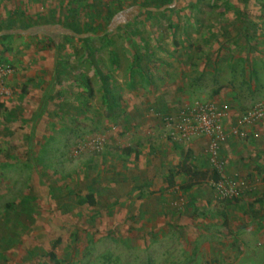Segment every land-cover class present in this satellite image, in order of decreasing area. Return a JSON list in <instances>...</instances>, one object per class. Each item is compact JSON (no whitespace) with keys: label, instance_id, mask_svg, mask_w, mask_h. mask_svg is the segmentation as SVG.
Segmentation results:
<instances>
[{"label":"rangeland","instance_id":"rangeland-1","mask_svg":"<svg viewBox=\"0 0 264 264\" xmlns=\"http://www.w3.org/2000/svg\"><path fill=\"white\" fill-rule=\"evenodd\" d=\"M143 1L0 0V26L12 23L0 31V64L11 69L0 77V149L1 124L26 131L17 111L30 113L42 91L37 128L47 135L27 157L18 150L28 138L13 142L17 162L0 169L2 264H264V151L234 172L218 153L224 176L260 181L224 198L196 180L213 168L206 137L177 143L159 119L142 117L159 103L227 101V132L264 95V0H173L153 12ZM88 3L110 11L89 31L50 21ZM20 12L37 22L26 29ZM96 136L100 148H87Z\"/></svg>","mask_w":264,"mask_h":264},{"label":"built area","instance_id":"built-area-1","mask_svg":"<svg viewBox=\"0 0 264 264\" xmlns=\"http://www.w3.org/2000/svg\"><path fill=\"white\" fill-rule=\"evenodd\" d=\"M10 72L9 66L0 64V77H6ZM7 94L8 91L0 86V97ZM231 114L230 106L226 103L216 104L211 101L193 100L188 102L179 114L165 119L167 138L171 141L185 143L197 136L207 138L208 162L220 174V178L216 181L209 180V185L216 194L224 198L239 197L248 187H252L251 184L260 182L257 176L252 177V181L248 178L224 176L220 172L222 161L219 160L218 153L220 144L224 143L228 136L239 138L245 136L248 128L264 117V95L240 111L225 132V121ZM101 144V137L98 136L90 138L85 143L87 148L96 149L100 148Z\"/></svg>","mask_w":264,"mask_h":264},{"label":"crops","instance_id":"crops-1","mask_svg":"<svg viewBox=\"0 0 264 264\" xmlns=\"http://www.w3.org/2000/svg\"><path fill=\"white\" fill-rule=\"evenodd\" d=\"M44 94H45L44 91H42L39 103L44 97ZM39 103L34 108L32 107L29 108L31 112L30 113L28 112L26 115L24 113L21 114L20 112L22 111H17V113L20 114V117L18 118L19 123L22 121V119H24L25 121L29 120L30 124L26 131L20 132L16 130L15 132H10L7 128L3 127V124H1V131L4 133L2 134V136L6 135V137L8 138V142H7L8 144L5 145L3 149H0V169H4V168L6 169L7 167L10 166V164L14 163V161L17 162V157H16L17 154L14 157H12L13 155L11 154V153H15V149H18V145L12 144L13 142L21 143L22 140L28 138L29 141L25 142L26 147L24 148L21 147L19 148L20 150H18L24 153V157H27L28 152L32 151L35 148L36 144H40L41 141L47 136V135L45 136L40 135V133L38 132L39 129L37 128L39 124L37 122V117L38 115H40L39 114L40 108L38 106ZM220 103H226L227 105H229L227 101H219L218 104ZM2 106H5V103H3ZM149 117H152V116H146L144 118L147 119ZM250 128H252L253 131L248 130V133L245 136H241V138L235 137V136H228L227 140L221 144L219 155L222 154V156H226L227 163L229 164L231 168L230 170L233 172L236 170H239V171L245 170L249 166L258 164L259 159L257 160V157L259 154L261 155L263 154V151H264V117L260 121H258V123H256L255 125H252V127ZM10 140L12 142H10ZM205 161L206 163H209L207 159V155H206ZM260 162H261L260 164L264 166V160L262 159L260 160ZM211 170L212 169H209V171L208 170L199 171L198 173H196L199 177L196 180H199L201 182H203L204 180V181H207L208 184H210L209 183L210 178H208V176H210ZM0 175H5V177H8V173L2 174L1 171H0ZM249 175L253 178L257 176L256 174L252 175V173L251 174L249 173ZM250 176H248V174L246 173L245 176H239V177L248 178L251 180ZM2 177L3 176H0V196L3 195V192L5 190V186H4L5 180H2L1 179ZM195 187H198V186H195ZM212 190L209 191V194L216 196L215 192ZM20 200H23V199H20ZM0 263L2 264V261H0Z\"/></svg>","mask_w":264,"mask_h":264},{"label":"trees","instance_id":"trees-1","mask_svg":"<svg viewBox=\"0 0 264 264\" xmlns=\"http://www.w3.org/2000/svg\"><path fill=\"white\" fill-rule=\"evenodd\" d=\"M172 1L173 0H144L142 2V5L144 4L147 7L145 9V10H147V12H153L156 6L159 7L158 5H161V7H166L167 4L170 5L172 3ZM94 4L88 3L87 4L88 5L87 11H82L81 9H79L73 5V7L64 10L62 15L65 17V20H63L61 18H57V19L53 18L50 21L60 22V23L64 21V25H67L71 29V31H73L75 33L81 32L82 30L89 31L90 27H91L89 25L91 19H95L97 15L101 14V12H103V14L107 17L110 14V11L108 9H105V11H103L104 9H100V7H98V10H95L96 4L95 5ZM20 14L25 16V13H23V12H20ZM82 15L85 18H84V20L81 21ZM31 22H34V23L37 22V17H32L31 15H29V16L26 15L25 20H23V26L25 23L24 27L26 29H28L32 25ZM11 26H12V23H9V21H8V23H5L3 26H0V31H1V29L12 28ZM11 30H13V29H11ZM138 60L139 59L134 56V62L137 63ZM98 75H99L100 82L102 84V91H103L102 95L105 99V102L108 105H112L114 97L112 95V88H111L110 80H108V76L105 72L100 71V72H98ZM215 92H217V91H215ZM193 100H196V99H193ZM189 102H191V101H189ZM211 102H213V101L211 100ZM187 103H188L187 101H184L183 103H181L179 105L178 108H176L174 110H173V108H170L167 110L163 109L160 107V103H159V106H157V107L156 106H154V107L148 106L147 107L148 109L145 108L143 110L144 112L142 113V117L143 116L144 117L152 116L153 118L159 119L162 122V124L165 125V119L167 117L174 116V115L176 116L177 114H179V112L182 109H184V107L186 106ZM214 103L218 104L219 101H214ZM0 106H1V103H0ZM220 148H221V144L219 146V151H220ZM194 176H195V174L192 177H194ZM248 176H250V175L248 174ZM208 178H210V180L216 181L217 179L220 178V174L216 171V169L214 170L212 168L211 174H210V176H208ZM250 181H252V180H250ZM184 188L187 189L189 187H188V185H186ZM250 188L246 189L247 191L245 190L244 194L249 195V194L256 191V190L251 191ZM85 198H86V202H88L89 204L92 203L93 198L91 197L90 193L86 194ZM235 198H237V197H235ZM229 199H234V198H229ZM234 200H237V199H234ZM4 248H6V247H4Z\"/></svg>","mask_w":264,"mask_h":264},{"label":"clouds","instance_id":"clouds-1","mask_svg":"<svg viewBox=\"0 0 264 264\" xmlns=\"http://www.w3.org/2000/svg\"><path fill=\"white\" fill-rule=\"evenodd\" d=\"M210 186V185H209Z\"/></svg>","mask_w":264,"mask_h":264}]
</instances>
